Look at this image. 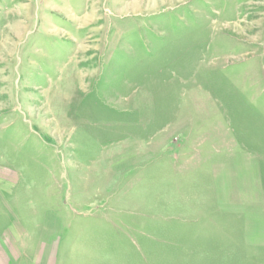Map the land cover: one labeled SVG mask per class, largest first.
I'll return each instance as SVG.
<instances>
[{
	"label": "rangeland",
	"instance_id": "obj_1",
	"mask_svg": "<svg viewBox=\"0 0 264 264\" xmlns=\"http://www.w3.org/2000/svg\"><path fill=\"white\" fill-rule=\"evenodd\" d=\"M8 230L56 264H264V0H0Z\"/></svg>",
	"mask_w": 264,
	"mask_h": 264
},
{
	"label": "crops",
	"instance_id": "obj_2",
	"mask_svg": "<svg viewBox=\"0 0 264 264\" xmlns=\"http://www.w3.org/2000/svg\"><path fill=\"white\" fill-rule=\"evenodd\" d=\"M46 234L33 248L20 243L17 232H0V264H56L58 251L55 245L46 243Z\"/></svg>",
	"mask_w": 264,
	"mask_h": 264
}]
</instances>
